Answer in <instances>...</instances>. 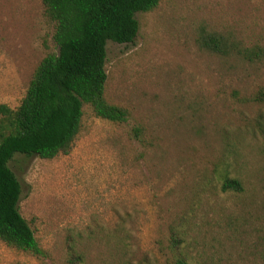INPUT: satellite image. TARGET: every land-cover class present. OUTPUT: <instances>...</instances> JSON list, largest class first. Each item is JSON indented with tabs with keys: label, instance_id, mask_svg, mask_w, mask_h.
I'll return each mask as SVG.
<instances>
[{
	"label": "rangeland",
	"instance_id": "rangeland-1",
	"mask_svg": "<svg viewBox=\"0 0 264 264\" xmlns=\"http://www.w3.org/2000/svg\"><path fill=\"white\" fill-rule=\"evenodd\" d=\"M137 18L134 44H107L106 97L128 119L86 105L69 154L14 157L43 253L0 240V264H67L69 240L87 264H264V57L198 40L206 27L264 48V0H162ZM55 30L42 0H0V104L20 105Z\"/></svg>",
	"mask_w": 264,
	"mask_h": 264
},
{
	"label": "trees",
	"instance_id": "trees-1",
	"mask_svg": "<svg viewBox=\"0 0 264 264\" xmlns=\"http://www.w3.org/2000/svg\"><path fill=\"white\" fill-rule=\"evenodd\" d=\"M55 23L57 51L39 63L16 108L0 104V240L18 250H43L20 209L22 183L10 163L17 154L53 159L69 154L84 131L85 106L94 116L121 123L125 107L106 97L107 44H134L140 31L137 14L155 10L162 0H42ZM199 44L217 55L253 60L264 48H248L234 37L201 28ZM264 93L260 92V97ZM142 140L141 127L134 129ZM223 190H242L238 178L227 177ZM174 243L180 238L173 236ZM67 264H87L75 241L68 243ZM175 264H197L180 256Z\"/></svg>",
	"mask_w": 264,
	"mask_h": 264
}]
</instances>
